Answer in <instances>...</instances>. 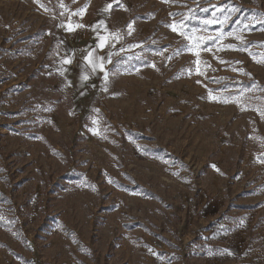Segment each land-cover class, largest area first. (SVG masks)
Wrapping results in <instances>:
<instances>
[{"label": "rangeland", "instance_id": "obj_1", "mask_svg": "<svg viewBox=\"0 0 264 264\" xmlns=\"http://www.w3.org/2000/svg\"><path fill=\"white\" fill-rule=\"evenodd\" d=\"M0 264H264V0H0Z\"/></svg>", "mask_w": 264, "mask_h": 264}, {"label": "snow or ice", "instance_id": "obj_2", "mask_svg": "<svg viewBox=\"0 0 264 264\" xmlns=\"http://www.w3.org/2000/svg\"><path fill=\"white\" fill-rule=\"evenodd\" d=\"M101 23H103V22H101ZM205 23H208V21H206ZM130 27V26H129ZM171 28H172V31H174V32H176L177 31V25L176 24H173V25H171ZM104 46V44H103V42L99 45V47H103ZM89 55L91 56V53H89ZM194 55H199V53L197 52V53H194ZM103 58H101V60H102ZM65 63H70V61H68V60H65L64 61ZM197 63H199V62H197ZM96 67H97V65L95 64V63H93L92 64V68H93V70H95L96 69ZM99 67H100V69H101V71H103V64L101 63L100 65H99ZM199 74V73H198ZM83 79H87V77L85 76V77H83ZM225 102H227V101H225Z\"/></svg>", "mask_w": 264, "mask_h": 264}, {"label": "built area", "instance_id": "obj_3", "mask_svg": "<svg viewBox=\"0 0 264 264\" xmlns=\"http://www.w3.org/2000/svg\"><path fill=\"white\" fill-rule=\"evenodd\" d=\"M92 79H90V81H91Z\"/></svg>", "mask_w": 264, "mask_h": 264}]
</instances>
